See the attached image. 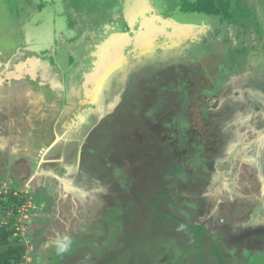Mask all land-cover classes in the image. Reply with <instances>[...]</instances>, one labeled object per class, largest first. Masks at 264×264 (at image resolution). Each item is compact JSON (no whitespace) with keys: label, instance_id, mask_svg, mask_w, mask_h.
<instances>
[{"label":"flooded vegetation","instance_id":"obj_1","mask_svg":"<svg viewBox=\"0 0 264 264\" xmlns=\"http://www.w3.org/2000/svg\"><path fill=\"white\" fill-rule=\"evenodd\" d=\"M30 1L29 7H33L35 0ZM50 1H53V5L49 6L50 8L45 13L29 9L30 15L27 17L23 14L20 15L13 25L9 20L6 33L4 31L1 33L0 101L3 105H0V116L14 115L17 108L11 105L7 106L6 110V101L16 97L17 101H22L18 106L20 107L30 99L29 113L33 108L31 117L34 116L33 110L42 111V116H44L43 121L40 119V123L36 124L35 134L36 130L40 131L42 128L45 130L40 135L46 136L52 133L55 135L57 131L65 133L53 145L54 147H51L52 150L45 152L48 159L57 160L59 165L57 171L47 169L51 171H46L47 174L51 176L54 174L59 178L64 177L68 170L75 171V166H77L76 177L83 181L92 175L96 166H99L107 170L106 174H109L111 178L110 182L103 183L105 179L101 181L98 176L96 177V180L100 181V185L104 184L108 192L110 187L112 188L111 193H107L108 195L105 196L111 200L110 204L106 201L105 208L109 213L113 212L111 218L109 217L113 226L106 224V228L112 231L108 238L110 242L106 251L109 255L108 261L104 259L103 263V260L96 258L98 254L104 255L103 250L82 255L80 252L74 254L72 248L68 250L71 253L69 264H242V260L237 257H241L244 252L254 253L258 256L264 255V215H260L261 220L256 219L251 222L252 232L249 230L241 233L242 224H230L224 219L216 218L213 213L207 216V219L199 222L200 212L204 205L215 210L218 215L215 200L219 198L217 185L221 180L215 174L217 171L212 161H208L205 157L200 158V161L196 159L195 154L194 157H190L186 145L189 139L183 136L187 130L184 131L186 127L190 128L189 132L192 134L194 129L200 134L203 128L204 131L211 129L222 134L231 128L234 129L236 122L240 124L241 122L243 124H246L247 121L250 122L252 108L249 106L240 108L241 98L235 97V95L239 96V93L237 92L233 96V93L239 88H248L250 94L248 92L244 96L247 100L250 99V96L253 97L257 104L260 103L262 110L264 91L258 93L253 90L258 88V84L264 85V63H258L254 59L258 54L249 57L231 54L227 46H220L219 38L210 40V32H208L207 34L203 33L200 41L195 43L187 41L174 51L169 49L170 52H168L166 50L168 45L163 44L161 48L158 45V52L165 61H162L159 56L152 65V75L146 79L143 78L144 74L141 77L140 69L137 75L129 77L134 65V67L129 65L130 68L123 71L120 67L124 64L123 62L121 64L120 60H113L111 63L104 62L98 68L102 77L97 76L98 72L95 74L96 88L99 89V93L95 94V97L104 99L107 93L110 97L113 90L122 96L118 97V104H113L109 110L105 108V114L101 119L95 113H91L89 116L84 113V116L77 115L74 120L72 119L64 125V120L61 122L60 120L69 112L68 108L78 106V102L81 100L79 94L74 93L71 98L68 95L69 84L72 83L71 88L76 89L80 83V81L77 82L75 70L79 54H85V58L88 60L87 54L92 51L88 43L85 44L88 45L86 52L80 47L79 43H82L83 36L88 37L90 41L94 39L92 41L94 43L97 40V35H95L96 33L93 35V32L104 26V33L108 29L116 37H123L126 34L123 31L126 26L123 25V20L113 14H111L110 20L106 19V22H103L105 19L99 21L101 17L96 22V15L91 17L93 13H90L89 21L85 27L76 21L73 22L72 26L74 27L64 30L61 20L64 14L59 7L65 1ZM129 11L131 10H128L127 13L130 18H133L132 20L138 17ZM2 21L4 18L0 17V27L4 29ZM153 24L152 22L149 26ZM94 27L95 29L92 30ZM255 28L261 30L258 26ZM220 30L223 37L226 38L225 29L220 28ZM104 33L102 37H104ZM7 37L8 40L3 42ZM69 37L72 38L69 39ZM62 40L65 41V44L68 41L69 48H64L63 52H60V56L57 57V53L53 54L50 49L54 47L57 50ZM211 42L213 43L210 44V50L209 43ZM158 43H161L160 38H158ZM125 52L129 53L128 48ZM121 55L124 57L123 54ZM67 56L74 57L69 71L65 70L70 67L65 61ZM200 56L205 59H198ZM250 57L251 59H249ZM31 59L38 61L39 65L41 61L47 63L49 79L54 78L57 82H61L62 89L59 93L53 95L44 88L45 82L49 79L41 78L42 68H37L31 63ZM46 59H49L50 63ZM20 60L19 70L13 64ZM210 63L214 69H211ZM195 65H203V67L194 71ZM88 68L92 70V64L89 63ZM177 68L182 71L181 74H178ZM241 69L250 74L254 82L243 84L239 73ZM112 73L116 74L114 78L110 76ZM119 81H123L125 84L124 89L119 88V84L117 85ZM154 87L162 92L157 102L145 94V92L155 89ZM37 98L41 103H46L48 100V114L45 115L44 107ZM34 100L39 103H35ZM197 104L199 105L195 107ZM257 104L256 106H258ZM230 105L236 106V109ZM153 106L159 107L157 109ZM51 111L53 112L51 113ZM124 111L126 114L122 115L125 116H120V113ZM241 111L246 114H238ZM127 113L131 114L127 115ZM142 114L144 117L147 114L151 116V120L145 125L141 119ZM260 115L264 116V112H261ZM196 116L200 117L201 126H203L200 130V123L194 122ZM218 117V122L212 124L210 118ZM53 119L56 120L54 121V123L57 122L56 125H50ZM118 119L121 124L116 123ZM28 123L21 124L23 129H18V121H13L14 134H24L25 132L26 135H33V133L27 132L31 130ZM205 125L210 127L207 129ZM82 134L84 137L80 139ZM105 134L107 138L104 136ZM54 140L53 137L51 142H45V146L49 147ZM199 140L204 142L202 138ZM36 142L39 143L37 139ZM172 144L176 145L175 150L179 152L182 150L179 155L174 153ZM28 150L30 152L26 155V159L31 162L33 151ZM120 155L121 159H119ZM38 159L40 158L38 157ZM185 164L193 166V170L187 172ZM200 170L202 173L199 172ZM205 170L208 175L206 179H203ZM186 180L199 184V189L194 194L180 192L181 188L178 190V184H185ZM260 202L264 208L263 201L260 200ZM259 207H255V213ZM263 212L264 209L258 212V216ZM255 217L257 218V213ZM255 229L261 230V234H256ZM218 237L233 243L229 248L231 251L228 252L231 255V260L227 258L218 244ZM239 249H241V253ZM80 257L83 258L82 262L79 261Z\"/></svg>","mask_w":264,"mask_h":264},{"label":"rangeland","instance_id":"obj_2","mask_svg":"<svg viewBox=\"0 0 264 264\" xmlns=\"http://www.w3.org/2000/svg\"><path fill=\"white\" fill-rule=\"evenodd\" d=\"M131 1L132 0H101V4H99V0H67V4L64 3L59 7L61 12L64 14L61 18L64 30H66V28L74 27L72 25L73 22L76 21L79 24L82 23L85 27L87 25V21H89L90 13H93L91 17L96 15V22L99 17H101L99 21L105 19L103 22H106V19L110 20L111 14H113L114 16H117L118 19L123 20L122 23L126 26L123 30L126 34H124L123 37H116L115 34L110 32L108 29H106L104 33V26L99 27L95 30V32H93V35L94 33L97 35V40L94 43H92L94 39L90 41L88 37L83 36L82 43H79L80 47L84 49V52H86L88 45L90 44L89 47H91L92 51H90V54H87V56H89L88 60L85 58V54H79L75 70L77 73V82L80 81V83L76 89H72L71 86L73 84L70 83V94L68 93V95L69 98H71L74 96V93L79 94L81 100L78 102V106H73L71 109L68 108L67 111L69 112L66 113V115H64L60 120V122L64 120V125H66L67 122L72 121V119L74 120L77 115L84 116V113L86 116H89L91 113H95L96 116L101 119L105 114L104 109L107 108L109 110L113 104H118V97H122L112 90L110 97L107 93L105 94L106 97L104 99H101V97L96 99L95 94L99 93V89L96 88L95 73L97 70H95L94 65L97 63L96 61L100 58V56H104L102 57V62L111 63L115 58H120L119 56L123 54L125 57V65L120 67V69L127 71L131 65L132 67L135 66L131 69L129 77L132 78L134 75H137L140 69L141 77H143L144 74L143 78L146 79V77L148 78V76L152 75V65L158 60L159 56L162 61H165L158 52L157 48L159 46L161 48V45L163 47V44L168 45V48H166L167 46H164L166 50L168 52H170L169 49L174 51L187 43V41H192L194 43L198 40L200 41L204 35L203 33L207 34L210 32V40L219 38L221 40L219 43L221 44L220 46H227L229 51H231V54H236L242 57L254 55L252 52L247 50L245 51L244 48L246 47V44L247 47H253V44L258 45L257 48L259 47V51L260 48H264V45H260V43H258V37L256 38V36L253 35L255 34L254 31L258 30V28H255L256 26L260 27L264 32V0H152L153 3L150 4V8L148 6L147 7L149 8L150 14L157 15L158 20L153 25H148L146 27L143 26L147 23L152 24V21L150 22V20L147 19L148 15H143L141 13L147 12L148 9H141L142 12L138 13V9L136 7L128 4ZM241 2L245 5H242ZM30 3V0H0V17L4 18L2 23L5 29H1L0 27V36L3 31L6 33V29L9 26V20L12 25L16 21V17L14 16L17 13L20 15L23 14L27 17L31 14L29 9L45 13L46 10L53 5V1L50 0H35L33 7H29ZM103 3H105V6H103ZM128 10H131L129 12L131 14H136L138 17L132 20L133 18H130L127 13ZM34 14H36V12ZM193 15H195V18H200V21H193ZM220 28L225 29L226 38L223 37ZM93 29H95V27L92 28V30ZM12 31L14 30L12 29ZM103 33L104 37H102ZM227 33H229V35H227ZM71 38L72 37H69V39ZM158 38H160L162 44L158 43ZM7 40L8 37L3 40V42ZM66 42L67 44H65V41L62 40L59 43L57 50L54 47L50 50L53 54L56 52L58 57L60 56V52H63L64 48H69L67 46L68 41ZM87 43L88 45H85ZM212 43L213 42L209 43L210 50V44ZM127 48L129 53L125 52ZM183 51H185V49H183ZM248 52L251 54H248ZM73 58L74 57L72 56H67L65 58L68 66L71 65ZM130 58H132V60L126 64V60ZM201 58L204 57H198V59ZM120 60L122 59L120 58ZM46 61L49 62V59H46ZM31 63H33L37 68H42V79H49L50 73L46 68V62L41 61L39 65L38 61L31 59ZM89 63L92 64V70H89L88 68ZM128 64L130 66L125 67ZM13 66L20 70L21 60L13 64ZM201 66L203 67V65H195L193 70H200ZM212 66L213 65L210 63V67ZM71 67L72 66L68 67V69L66 68L65 70L69 71ZM211 69H214V67ZM176 70L178 74L182 73L179 68ZM239 73L242 77L248 74L243 72V69H241ZM115 75L116 74L112 73L110 76L111 78H114ZM245 79L248 83L254 82L250 74H248ZM45 85L46 86L44 88L53 95H56L62 89L61 82H57L54 78L47 80ZM117 85L119 88H125L123 81H119ZM156 87L149 92H145V94L153 99L154 102H157L162 93L161 90L156 89ZM257 87L258 88L253 90L258 93L264 91L263 84H258ZM195 91H198V89H195ZM237 92L239 93V96L235 95V97H238V99L241 98V104L239 107L244 108L245 106H249L252 108L250 122L247 121L248 123L246 122V124L236 122L234 129L231 128L220 134L212 131L211 129L209 130V125H205L208 131H204L203 126H201L200 117L196 116L194 122H199V130L201 128H203V130L199 134V132H195L194 129L192 134L189 132L190 128L186 127L184 131L186 129L187 130L183 136L186 139H189V141L186 142V145L188 146L190 157H194L195 154V157L198 160L205 157L208 161H212L215 165V170L217 171L215 174H217L218 178L220 177L221 180L217 185L219 198L217 197L218 199L215 200L217 203L218 215L215 210L204 205L200 212L199 222L207 219V216L213 213L216 218L219 217L224 219L230 224H242L240 227L242 233L249 230V232H252L253 227H251V222L256 219L261 220L262 217L260 218V215H264L263 212L259 213L258 216V212H261L264 209L261 205L262 202H260L261 200L264 204V116L260 115L261 112H264V105L261 110L260 103L257 104V101L254 100L253 97L250 96V99L247 100L244 94L249 92L248 88H239L238 91L233 93V96L235 93L237 94ZM37 99L39 101V98ZM29 100L30 99L27 100L28 102H23L24 104L20 107L18 106L22 103V101H17L16 97L6 101V110L8 109L7 106L11 105L17 108L15 109L14 115L0 116V197L9 195V192H15L14 196H18L24 200L22 206L17 209L18 214L15 224V228H20V232L17 233V236H19V243L22 244L24 250H28L29 248L32 250L29 231H31V228L34 229L35 226L39 225H41V227H44L45 225L50 227V221L56 214V208L61 211L59 213L60 215H58L60 216V220H70L68 214L64 212L67 210H70L69 213L73 214L71 218L73 221H79L78 219L81 216H84V218L88 217L87 214H92V212L94 214L95 211L96 221L93 222V224H99L101 228H103L106 224L113 226V223L110 222V216L113 215V212L109 213L108 209L105 208L107 205L106 201L109 204L111 203L110 198L105 196L108 195L107 193H111L112 188L110 187L108 192L107 189H105L104 184L100 185V181L96 180V177L98 176L101 181L102 179L106 180H104L103 183L110 182L111 178L109 177V174H106L107 170L96 166L94 168L95 171H92V177H87L85 179L86 181L78 180L76 177V173H78L77 166H75V171L68 170V173L64 177L59 178L54 174L53 176L47 174V169L57 171L56 169L59 168V165L57 160H50V158L48 159L47 156H45V150L49 148L45 146V142H51L53 137L61 139L65 133L62 134L57 131L55 132V135L53 133L46 136L40 135L43 133L42 131L45 130L42 128L40 131L36 130L35 134V126L37 123H40V119L43 121L44 116H42V111L33 110L34 118L31 117L33 108L31 109V113H29L28 106L31 105ZM34 101L37 104L40 102L36 100ZM47 103L48 100L46 103H41L44 107L45 115L48 114L49 111ZM199 104L195 105V107ZM256 104L258 106H256ZM0 105H3L1 101ZM230 106L233 109H236V106ZM153 107L157 108L159 106ZM1 112L3 111L1 110ZM52 112L53 111H51V113ZM239 113L246 114L244 111L238 112V114ZM120 114V116H125L122 114H126V112L124 111ZM128 114L131 113H127V115ZM9 119L11 122H8ZM141 119L145 125L151 120V116L147 114V116L144 117L142 114ZM210 119L211 123L214 124L218 122L219 117ZM15 120L19 123L18 129H23L21 124L29 122L28 124L30 125L31 130L27 132L29 134L33 133V135H26L24 132L26 135V139L24 140V134H14L12 123ZM54 121L56 120L53 119L50 122V125H56L57 122L54 123ZM116 123L121 124L120 119H118V122ZM232 129L233 131H230ZM26 130H28L27 127ZM84 134L80 136V139L84 137ZM73 136H71V138H73ZM104 136L107 138L106 134ZM31 138L34 139L32 140ZM200 138L203 139V143L200 142ZM36 139L41 144L37 143ZM172 145L175 151L174 153L179 155L182 150L179 152L174 148L176 145ZM52 148L49 150H52ZM28 149L33 151V158L31 162L26 159V155L30 152ZM115 155L118 156L117 154ZM120 157L121 155L119 156V159L122 158ZM199 165L201 166V164ZM184 166L187 172H191V170H193V166L191 165L185 164ZM199 172L202 173L201 170ZM207 175L208 173L205 170L203 179H206ZM177 187L178 190L181 188L180 192L194 194L199 189V184L190 183V181L186 180L185 184L179 183ZM65 193L69 195L70 193L74 194L77 198H74L73 195H71V197H68V195L63 196ZM8 204L9 203H7L6 206H8ZM87 205H90L92 212L90 209L86 208ZM257 206L259 208L258 211H256V218L255 207ZM63 208L65 209L64 211ZM10 215L11 211H4L2 205L0 204V224H6ZM66 231L68 232V229H66ZM255 233L261 234V230L255 229ZM111 234L112 231H110L109 235ZM102 241L103 239L98 241V243L96 242L98 247L103 244ZM35 244L38 247L39 243ZM70 246L71 245H65V249L63 248L64 251H60L55 256H53V252L50 251L44 255H37L34 247V250L30 252L24 251L21 264H63L61 262H64V260L66 261L65 263L69 264L68 260L70 259L71 253H69L70 251L68 250L73 248V252H75L74 254L78 253L80 250L78 247ZM239 250L241 253V249ZM32 256L33 260L31 259ZM27 258H29L28 261ZM237 258L242 260V264H264V255L258 256L254 253L244 252L241 254V257ZM79 261L82 262L83 258L80 257Z\"/></svg>","mask_w":264,"mask_h":264},{"label":"crops","instance_id":"obj_3","mask_svg":"<svg viewBox=\"0 0 264 264\" xmlns=\"http://www.w3.org/2000/svg\"><path fill=\"white\" fill-rule=\"evenodd\" d=\"M65 3L67 4V0H65ZM2 4H3V2H2ZM99 4H101V0H100ZM241 4H242V2H241ZM103 5H105V3H103ZM242 5H245V4H242ZM15 11H16V9H15ZM14 17L18 18V17H20V14L17 13ZM192 20L193 21H200V18H195V15H193ZM254 32H255V34H253V35H255L256 38L258 37V40H259L258 43H260V45L261 44L264 45V32L261 31L259 28H258V30H255ZM245 46H246L244 48L245 51L251 50L252 54H254V55L258 54V56H256L254 58L257 60L256 62L261 63V64L264 63V48H260V51H259V47L257 48L258 45L253 44V47H251V46L247 47V44H246ZM248 54H251V53H248ZM250 56H252V55H250ZM247 57H249V55ZM249 59H251V57ZM247 75L248 74L244 75L243 77L240 76V80L243 81L242 83L245 85L249 84L248 82L245 81L246 80L245 77ZM33 118H34V116H33ZM47 172H51V171L48 170ZM75 193H77V192H75ZM66 195H68V197H71V195H73L74 198L76 197V195L71 194V193H70V195L65 193V195H63V196H66ZM86 208L91 210L90 205L89 206L87 205ZM64 210L65 209L63 208V211ZM55 212H56V214L54 215V218L52 217V219L50 221V223H51L50 227H48L46 225L44 227H41V225H39V226H35L34 229L31 228V231H29V234H30L29 238L31 240V249L34 250V247L36 246L35 243H39L38 247L37 246L35 247L37 255H44L45 253H48L50 251V252H53V256H55L63 248H65V245H68V246L71 245L70 247H73V246L78 247V249H80L79 252L82 255H87L89 253H92V251H94V252L96 251L95 253H97L98 251L103 250L104 253L103 252L102 253L104 255L98 254L97 255L98 257H96V256L95 257L97 258V260H103V263H104V259H106L108 261L109 255H108V252H106V251L108 249V244L110 242L108 240V238L110 237V235H109L110 233H109V230H107L108 228H106V225H104L105 227L103 226V228H101L99 224H93V222L96 221V218H95L96 212L95 211L93 214V212L91 210L92 214H87L88 217H85V218H84V216L79 217V219H78L79 221L71 220L73 214L69 213L70 210L64 211L68 214L70 220L69 219L60 220L59 219L60 216H58V215H60L59 213L61 211L56 208ZM75 212H77V211H75ZM75 212H74V214H75ZM76 222H78V223H76ZM35 224H37V223H35ZM66 229H68V232L66 231ZM76 239H79V240H76ZM100 239L101 240L103 239V241H102L103 244L100 247H98L97 243H98V241H101ZM32 250H30V248H29L28 250H26V252H30ZM54 252H56V253H54ZM102 256H103V259H101ZM31 259L33 260V256L31 257ZM28 260H29V258H27V261ZM68 261H70V259ZM64 262H66V261L64 260Z\"/></svg>","mask_w":264,"mask_h":264},{"label":"trees","instance_id":"obj_4","mask_svg":"<svg viewBox=\"0 0 264 264\" xmlns=\"http://www.w3.org/2000/svg\"><path fill=\"white\" fill-rule=\"evenodd\" d=\"M146 1L152 2V0ZM12 193L9 192V195L0 197V204L3 210L6 212L8 210L11 211L7 223L0 224V264H21L24 251H26L22 244L19 243L18 237L13 236L16 233L17 209L22 206L24 200L18 196H14ZM7 203H9L8 206H6Z\"/></svg>","mask_w":264,"mask_h":264},{"label":"water","instance_id":"obj_5","mask_svg":"<svg viewBox=\"0 0 264 264\" xmlns=\"http://www.w3.org/2000/svg\"><path fill=\"white\" fill-rule=\"evenodd\" d=\"M153 2H150V1H146V0H132L130 3H128L130 6H134V7H136L137 9H138V13H140V12H142V10L144 9V8H146V9H148V11L147 12H145V13H141V14H143V15H148L147 16V19L148 20H150V22L152 21L153 23H155L157 20H158V17H157V15H152V14H150V11H149V8H150V4H152ZM149 8H148V7ZM152 8H154V7H152ZM142 9V10H141ZM149 25V23H147L145 26H143V27H146V26H148ZM183 28V27H182ZM120 57H123L122 55H120ZM124 58L125 57H123V58H121L122 60H124ZM59 140V138H55V140H54V142H52V144L49 146V148L47 149V150H45V152L46 151H48L53 145H55V143L57 142Z\"/></svg>","mask_w":264,"mask_h":264},{"label":"bare ground","instance_id":"obj_6","mask_svg":"<svg viewBox=\"0 0 264 264\" xmlns=\"http://www.w3.org/2000/svg\"><path fill=\"white\" fill-rule=\"evenodd\" d=\"M102 57H104V56H102ZM100 58H101V56H100ZM100 58L96 61V62H99V63H95V65H94V68H95V70H97V72H98V74H97V76L98 77H102L101 75H102V73L101 72H99L98 71V68H99V66L102 64V63H104V62H102V59L100 60ZM114 60H116V61H118V60H120V58H115ZM132 60V58H130V59H127L126 60V62L127 63H129L130 61ZM122 62H123V64L125 65V63H124V60L122 61V60H120V63L122 64ZM126 63V64H127ZM126 66H129V64L128 65H126ZM102 69L100 68V71H101ZM96 72V73H97ZM95 73V74H96ZM108 77V76H107ZM107 79V78H106ZM108 80V79H107ZM106 80V81H107ZM104 82H105V79H104ZM106 83V82H105ZM101 95V94H100ZM208 214V213H207ZM210 215V214H209ZM202 216V215H201ZM197 218V217H196ZM199 219V218H198ZM204 225V224H203ZM207 225V224H206ZM216 226H218V225H216ZM261 227V226H260ZM44 229V228H43ZM238 233V232H237ZM220 234V233H219ZM224 234H226V233H224ZM219 239H218V244L220 245V247L222 248V250L224 251V253H225V255L227 256V258H229V260H231V255H230V253H228L229 251H231L229 248H230V246L233 244V243H230V242H228L227 240L225 241V240H222L221 238L222 237H218ZM224 239V238H223ZM227 239H229V238H227Z\"/></svg>","mask_w":264,"mask_h":264},{"label":"built area","instance_id":"obj_7","mask_svg":"<svg viewBox=\"0 0 264 264\" xmlns=\"http://www.w3.org/2000/svg\"><path fill=\"white\" fill-rule=\"evenodd\" d=\"M13 195L15 194V192H13L12 193ZM15 224H16V222H15ZM15 230H16V233H15V236H17V233H19L20 232V228L19 227H17V228H15ZM17 237H19V236H17ZM22 237V236H21ZM23 238V237H22ZM26 243V242H25Z\"/></svg>","mask_w":264,"mask_h":264},{"label":"clouds","instance_id":"obj_8","mask_svg":"<svg viewBox=\"0 0 264 264\" xmlns=\"http://www.w3.org/2000/svg\"><path fill=\"white\" fill-rule=\"evenodd\" d=\"M31 178V177H30ZM25 179V178H24ZM17 214H18V211H17Z\"/></svg>","mask_w":264,"mask_h":264}]
</instances>
